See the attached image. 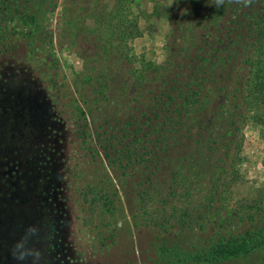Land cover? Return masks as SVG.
Returning a JSON list of instances; mask_svg holds the SVG:
<instances>
[{"label":"rangeland","instance_id":"rangeland-1","mask_svg":"<svg viewBox=\"0 0 264 264\" xmlns=\"http://www.w3.org/2000/svg\"><path fill=\"white\" fill-rule=\"evenodd\" d=\"M0 264H264V0H0Z\"/></svg>","mask_w":264,"mask_h":264},{"label":"trees","instance_id":"trees-1","mask_svg":"<svg viewBox=\"0 0 264 264\" xmlns=\"http://www.w3.org/2000/svg\"><path fill=\"white\" fill-rule=\"evenodd\" d=\"M235 90V89H234ZM233 94V93H232ZM235 95V94H234ZM172 102L173 97L169 99ZM165 104V103H161ZM235 106L236 102H234ZM180 110L177 112L169 111L159 120L160 127H164L166 123H177ZM176 118V119H175ZM175 119V120H174ZM130 125V124H129ZM158 131V130H157ZM135 130L131 132L126 126L124 129L117 131L115 126L109 127L108 129L102 131V133H97L96 140L98 146L101 149L102 155L105 157L106 161L110 166L118 169L119 172L127 171L138 163V161L143 159L144 151L140 144H136V137L134 136ZM130 138V140L125 141V139ZM134 145V146H133ZM253 215H247L246 219H252Z\"/></svg>","mask_w":264,"mask_h":264}]
</instances>
